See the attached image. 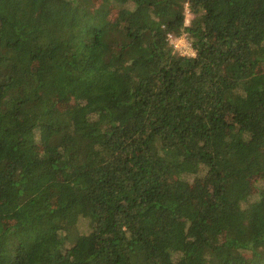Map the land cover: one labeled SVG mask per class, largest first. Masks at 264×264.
Listing matches in <instances>:
<instances>
[{"label": "trees", "instance_id": "obj_1", "mask_svg": "<svg viewBox=\"0 0 264 264\" xmlns=\"http://www.w3.org/2000/svg\"><path fill=\"white\" fill-rule=\"evenodd\" d=\"M0 264H264V0H0Z\"/></svg>", "mask_w": 264, "mask_h": 264}, {"label": "rangeland", "instance_id": "obj_2", "mask_svg": "<svg viewBox=\"0 0 264 264\" xmlns=\"http://www.w3.org/2000/svg\"><path fill=\"white\" fill-rule=\"evenodd\" d=\"M188 12V9H187ZM190 13L188 12L186 17V23L188 24L190 22ZM170 42L174 45L176 49H178L181 53H191L194 54V51L191 49L190 42L188 40V37L186 34L181 35L177 38H170ZM60 104L67 105L70 103H73V99L70 97L60 96L59 97ZM259 181V180H258ZM257 181V182H258Z\"/></svg>", "mask_w": 264, "mask_h": 264}]
</instances>
